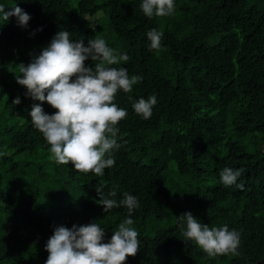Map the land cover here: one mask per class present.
<instances>
[{
	"label": "trees",
	"instance_id": "1",
	"mask_svg": "<svg viewBox=\"0 0 264 264\" xmlns=\"http://www.w3.org/2000/svg\"><path fill=\"white\" fill-rule=\"evenodd\" d=\"M142 2L0 0L6 11L20 7L30 16L24 27L15 16L0 18V264H45L47 241L60 226L95 222L107 243L126 218L140 240L126 264H264V0H174L171 15L151 18ZM152 29L163 33L158 50H150ZM60 31L85 46L103 38L130 57L112 67L142 77L115 96L127 116L116 125L115 164L102 176L55 161L31 122L41 102L17 83L18 66ZM153 95L157 103L144 119L133 103ZM225 168L242 170L227 187ZM98 185L118 204L133 195L131 217L122 205L105 213ZM189 212L209 228L239 232L238 254L209 257L185 242L177 218Z\"/></svg>",
	"mask_w": 264,
	"mask_h": 264
},
{
	"label": "clouds",
	"instance_id": "2",
	"mask_svg": "<svg viewBox=\"0 0 264 264\" xmlns=\"http://www.w3.org/2000/svg\"><path fill=\"white\" fill-rule=\"evenodd\" d=\"M141 9L146 17H165L174 12V0H143ZM0 14L6 22L15 16L22 27L30 20L20 7L6 11L0 5ZM162 35L156 29L147 33L150 50L161 47ZM69 37L68 31L58 32L28 66L19 65L21 75L17 76V83L27 89V95L34 101L47 102L56 110L49 115L41 104H34L30 112L33 126L50 145L55 161L61 165L70 163L79 173L102 176L106 168L115 164L111 151L118 147L116 125L127 116L126 110L113 102L115 96L120 90L131 92L142 77H129L126 68L112 67L130 57L108 47L103 38L90 39L85 46L83 40L74 43ZM88 60L95 62L94 67L85 65ZM19 103V98L13 101V104ZM156 103L153 95L134 102L133 108L136 114L148 119ZM241 173L242 170L223 169L220 172L222 184L226 187L235 184ZM237 187L242 189L243 185ZM96 191L105 213L122 205L131 217L138 207L137 199L128 193L118 204L115 199L104 197L100 185ZM108 195L115 197L116 191ZM133 223L131 218L124 219L107 243L104 242L105 231L95 222L73 225L71 229L57 227L46 244L49 255L45 264H126L127 258L135 257L140 249L138 232L131 227ZM177 224L184 241H194L209 257L238 254L240 233L230 231L226 225L209 228L190 212L179 216Z\"/></svg>",
	"mask_w": 264,
	"mask_h": 264
},
{
	"label": "rangeland",
	"instance_id": "3",
	"mask_svg": "<svg viewBox=\"0 0 264 264\" xmlns=\"http://www.w3.org/2000/svg\"><path fill=\"white\" fill-rule=\"evenodd\" d=\"M101 18H102V15H101V14H97V15L95 16L94 19L98 20V19H101ZM17 114H20V113L17 112ZM17 114H16V115H17ZM17 116H18V115H17ZM17 116H16V117H17ZM18 118H19L21 121H23V119H24L23 117L21 118V116H19Z\"/></svg>",
	"mask_w": 264,
	"mask_h": 264
}]
</instances>
